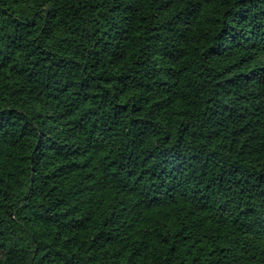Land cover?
<instances>
[{"label":"trees","instance_id":"1","mask_svg":"<svg viewBox=\"0 0 264 264\" xmlns=\"http://www.w3.org/2000/svg\"><path fill=\"white\" fill-rule=\"evenodd\" d=\"M0 264H264V0H0Z\"/></svg>","mask_w":264,"mask_h":264}]
</instances>
